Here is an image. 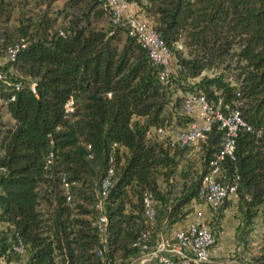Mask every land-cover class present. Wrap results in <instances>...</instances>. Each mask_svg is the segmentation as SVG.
I'll list each match as a JSON object with an SVG mask.
<instances>
[{
  "label": "trees",
  "instance_id": "1",
  "mask_svg": "<svg viewBox=\"0 0 264 264\" xmlns=\"http://www.w3.org/2000/svg\"><path fill=\"white\" fill-rule=\"evenodd\" d=\"M56 1L0 0V104L9 116L0 115V264H125L142 253L143 232L153 244L183 220L203 201L202 178L225 136L213 122L198 142L200 169L182 168L175 190L190 145L158 140L154 130L193 120L179 111L185 92L205 95L225 114L239 110L249 129L239 130L218 178L237 177L240 232L258 217L264 224V0H126L172 53L165 82L106 0H63L57 8ZM145 194L155 200L153 220ZM250 261L264 264V237Z\"/></svg>",
  "mask_w": 264,
  "mask_h": 264
},
{
  "label": "built area",
  "instance_id": "2",
  "mask_svg": "<svg viewBox=\"0 0 264 264\" xmlns=\"http://www.w3.org/2000/svg\"><path fill=\"white\" fill-rule=\"evenodd\" d=\"M112 12L113 21L118 22L125 19L130 27V33L136 37L138 43L143 45L153 63L161 68L160 79L166 81L171 71L172 53L162 40L160 34L153 28L152 24L139 16L132 10V5L126 0H106ZM19 47L13 46L8 49L7 58L14 59ZM2 75L0 74V78ZM32 91L36 92L32 84ZM182 101L179 111L193 117V120L184 128L168 132L163 127H157L154 131L158 140L169 135L171 145L179 146L197 144L205 138V133L210 130L213 122H218L225 129L222 148L216 158L210 162V170L203 176L199 196L208 207L216 211L226 199L236 197L237 177L230 183L225 184L219 180L221 173L220 162L225 157H233L234 139L242 128L249 129L241 117L239 110L235 109L225 114L219 109H213L205 95L198 92L182 93ZM13 98V97H12ZM72 100L66 103V111H72ZM112 170L101 182L100 196H104L111 184ZM67 187V184H65ZM146 216L154 219L155 200L150 194L143 198ZM102 208V201L98 203ZM107 218L100 213L96 225L100 233L104 231ZM150 232H143L140 236L139 245L142 249V263L157 261L160 264H203L210 261V247L214 245L215 237L208 223L200 212L183 228L175 230L169 237L151 243ZM12 249L20 255L25 254L22 244L15 243ZM101 254V251H98ZM115 264H121L116 262Z\"/></svg>",
  "mask_w": 264,
  "mask_h": 264
},
{
  "label": "rangeland",
  "instance_id": "3",
  "mask_svg": "<svg viewBox=\"0 0 264 264\" xmlns=\"http://www.w3.org/2000/svg\"><path fill=\"white\" fill-rule=\"evenodd\" d=\"M62 4L63 0H58L53 4V6L57 8L61 7ZM11 24H15V22L12 21ZM0 115L2 121L9 120V116L7 115L5 108L1 106V104ZM184 127L185 126L177 127L170 132L174 133L175 131ZM200 157L201 154L199 143L191 144L186 158L181 161L180 165L177 168L175 177L173 178L175 190L179 189L183 181L181 176L179 175L181 169L184 168V170H188V165H190L193 170L198 171L201 164ZM191 175L193 174L191 173L190 176ZM236 201V197L231 196L229 198L228 206L223 210V216L221 217H217L216 213L211 210L208 205L204 203V201H194L191 204V211L180 222L185 223V221L188 219H190L191 221L195 214L197 212H200L208 223V226L210 227V230L215 237L214 245L210 247L211 260H216L223 264H252L250 261L251 257L259 252L262 245L264 237V224L261 218L258 217L255 220L252 230L248 234L243 235L238 229L239 226H241V220L236 211ZM190 221H188V223ZM173 232L174 231H172L171 226L163 228L160 232L159 240L165 237H169ZM238 236H240L239 239ZM141 259L142 255L140 254L139 256L130 258L128 261H126L125 264H151L153 262L152 260L142 263Z\"/></svg>",
  "mask_w": 264,
  "mask_h": 264
},
{
  "label": "crops",
  "instance_id": "4",
  "mask_svg": "<svg viewBox=\"0 0 264 264\" xmlns=\"http://www.w3.org/2000/svg\"><path fill=\"white\" fill-rule=\"evenodd\" d=\"M131 7H132V10H133L135 13L138 11V7H136L135 5H132ZM137 14H138V13H137ZM138 15L142 17L141 14H138ZM188 221H190V219L186 220L185 223L177 222V223L172 224V225H171L172 231H175V230H177V229H180V228L186 226L187 223H188Z\"/></svg>",
  "mask_w": 264,
  "mask_h": 264
}]
</instances>
